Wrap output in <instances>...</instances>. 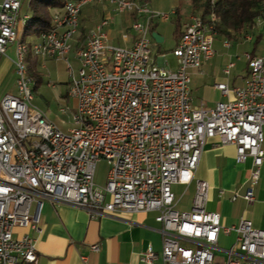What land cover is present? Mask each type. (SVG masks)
Instances as JSON below:
<instances>
[{"label":"built area","instance_id":"2783aa9c","mask_svg":"<svg viewBox=\"0 0 264 264\" xmlns=\"http://www.w3.org/2000/svg\"><path fill=\"white\" fill-rule=\"evenodd\" d=\"M21 1H0V59L7 44L14 43L17 75V93L0 98V264H36L34 238L27 233L14 236L13 230H38L30 205L40 206L42 199L83 208L92 218L155 211L161 264H212L220 230L237 234L235 246L226 250L225 264H264V228L245 218L222 226L219 214L206 209V180L195 179L189 210L175 208L171 189L193 179L205 140L217 137L221 144L234 145L236 162L251 160L243 198L253 200L264 160V53L246 54L245 82L231 89L232 99L210 108L193 107L188 70L213 54L215 13H209L208 24L199 15L191 16L172 49L176 68L168 69L151 61L150 30L153 20H167L173 11L152 10L137 0H98L113 4L118 13L132 14L135 38L129 46L110 44L101 29L106 20L90 30L75 51L76 71L69 69L68 95L75 110L71 125L63 130L32 103L28 46L17 33L18 23L26 20L18 15ZM86 1L64 2L40 40L31 44L34 55L66 60ZM258 24L264 25V17ZM216 87L225 95L230 91L223 82ZM100 160L109 166L103 184L95 182ZM182 239L192 244L184 245ZM90 247L98 250L97 244ZM156 258L150 247L140 255L145 263Z\"/></svg>","mask_w":264,"mask_h":264},{"label":"crops","instance_id":"0c3cea01","mask_svg":"<svg viewBox=\"0 0 264 264\" xmlns=\"http://www.w3.org/2000/svg\"><path fill=\"white\" fill-rule=\"evenodd\" d=\"M137 1L146 4L152 2L154 4V7H150L152 10L173 11L170 15L171 33H166L164 23H159L158 19L152 21L150 37L152 32H156L160 41H155L151 37L150 57L157 65L175 69L177 62L172 49L191 16H200L205 0H158L157 3L156 0ZM22 3L23 0L18 15L20 19L26 17V20L24 23H18L17 33L18 39L25 42L29 50V45L40 40L41 33H37L29 21L31 16L28 9L29 1L26 8H23ZM47 10L52 18L53 14L61 12L62 6L50 7ZM262 17L264 16L255 18L249 28L226 29L221 32L214 30L212 56L203 60L199 67L188 70L190 102L193 107L210 108L218 101L232 99L234 94L231 89L244 84L247 74L246 54L264 53V51L257 53L255 50L260 38L256 33L257 21ZM139 18L142 19V16ZM102 20H106L101 29L105 32L108 42L113 31L119 30L122 33L131 30L123 46L132 44L135 38V32L130 28L132 14L118 13L114 10V5L106 1H86L81 5L77 31L71 40L70 49L74 50L73 57L77 61V66L76 49L84 44L90 30L95 29ZM203 21L206 24L210 23L208 15ZM167 37L170 45L163 49L161 43ZM14 47L15 44L13 49ZM153 48L158 50L157 55L153 54ZM160 49L162 52H159ZM50 57L52 56H40V62ZM242 58L244 63L241 67L239 61ZM13 59L14 57H9L6 52L0 59V98L7 93L15 94L5 82L7 75L15 70ZM220 82L225 83L230 89L227 95L222 94L216 87ZM250 170L249 158L242 163L236 162L234 145L221 144L217 137L206 139L193 179L187 184L174 183L171 186L176 201L175 208L179 210L191 208L195 179H203L208 183L206 209L219 214L222 226H233L241 218H245L251 220L254 227L264 228V160L254 187V198L248 202L243 198V194L249 184ZM30 213L37 217L38 230L15 227L13 235L27 233L34 238L37 250L36 264H161L160 224L155 220V211H119L92 218L83 208L70 204H55L42 199L40 206L36 202L31 203ZM236 237L234 230L228 232L220 230L213 249L212 264H225L226 250L235 246ZM180 242L184 245L192 244L191 241L183 239ZM92 244H97L98 250H92L90 247ZM148 247L157 254V258L151 263L140 260V255Z\"/></svg>","mask_w":264,"mask_h":264},{"label":"rangeland","instance_id":"374dc122","mask_svg":"<svg viewBox=\"0 0 264 264\" xmlns=\"http://www.w3.org/2000/svg\"><path fill=\"white\" fill-rule=\"evenodd\" d=\"M28 1L29 0H23V8H26ZM157 1L158 0H156L155 3H157ZM153 5L154 4H152V2L147 4L149 8L154 7ZM158 20L159 23H164L163 25L166 27V33H171V17L167 20ZM130 33L131 30L122 33L119 30H115L112 32L109 43L113 45H125ZM256 33H258L260 38L257 42V47L255 50L257 53H260L264 51V25L258 24ZM169 41V37H167V39L161 43V47L163 49L168 48L170 45ZM13 46L14 43H9L7 44L6 49V54L11 58L14 57ZM30 46L31 45H29V50L26 55V62L29 63L34 61L35 69L41 76L40 82L35 86H31L33 94L32 103L41 108L47 114V116L58 125L59 128L66 130L71 125L70 116L75 110L74 99L68 95V90L71 84L69 69H72L74 72L77 69V61L73 57L74 50L70 49V51L64 55L66 60L50 57L45 59L44 62H40V56L34 55L30 49ZM152 51L154 55H157L158 50L156 48H153ZM159 52H162V49H160ZM243 63L244 59L242 58V60L239 61V65L242 67ZM16 76V72L13 70L7 75L5 81L6 86L12 88L14 90L13 93L15 94L17 93V89L14 84ZM62 107H66V111L60 110ZM108 168L109 166L105 160H100L97 162L95 167V182L97 184H103L105 182Z\"/></svg>","mask_w":264,"mask_h":264},{"label":"trees","instance_id":"16d2710c","mask_svg":"<svg viewBox=\"0 0 264 264\" xmlns=\"http://www.w3.org/2000/svg\"><path fill=\"white\" fill-rule=\"evenodd\" d=\"M66 0H29L28 9L31 12L30 23L37 33L50 27L51 17L48 8L63 6ZM213 11L217 17L213 29L222 31L226 29L240 30L249 28L253 20L264 16V0H205L200 17L203 19ZM182 32H180L179 37ZM28 74L33 86L40 82V74L35 69L34 61L28 64Z\"/></svg>","mask_w":264,"mask_h":264},{"label":"water","instance_id":"95a60500","mask_svg":"<svg viewBox=\"0 0 264 264\" xmlns=\"http://www.w3.org/2000/svg\"><path fill=\"white\" fill-rule=\"evenodd\" d=\"M151 37L155 40V41H160V37L156 32H152L151 33Z\"/></svg>","mask_w":264,"mask_h":264}]
</instances>
